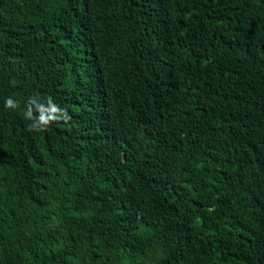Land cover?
<instances>
[{
	"label": "trees",
	"instance_id": "obj_1",
	"mask_svg": "<svg viewBox=\"0 0 264 264\" xmlns=\"http://www.w3.org/2000/svg\"><path fill=\"white\" fill-rule=\"evenodd\" d=\"M0 264H264V0H0Z\"/></svg>",
	"mask_w": 264,
	"mask_h": 264
},
{
	"label": "clouds",
	"instance_id": "obj_2",
	"mask_svg": "<svg viewBox=\"0 0 264 264\" xmlns=\"http://www.w3.org/2000/svg\"><path fill=\"white\" fill-rule=\"evenodd\" d=\"M30 104L35 105V109L39 113L38 118H34L32 107H29L26 112V118L34 121L30 126L32 130L44 131L52 122L59 121L61 119L65 121L70 119L66 111H62L56 104L53 103L50 97L48 98L47 106L37 103L34 99L30 100ZM5 107L12 109L16 108L17 105L11 98H8L5 101Z\"/></svg>",
	"mask_w": 264,
	"mask_h": 264
}]
</instances>
